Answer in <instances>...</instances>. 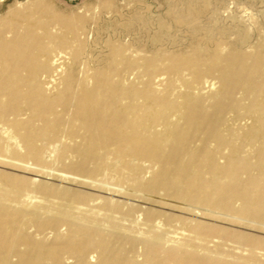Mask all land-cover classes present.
<instances>
[{
    "label": "bare ground",
    "instance_id": "bare-ground-1",
    "mask_svg": "<svg viewBox=\"0 0 264 264\" xmlns=\"http://www.w3.org/2000/svg\"><path fill=\"white\" fill-rule=\"evenodd\" d=\"M174 10L0 13V264H264V40Z\"/></svg>",
    "mask_w": 264,
    "mask_h": 264
},
{
    "label": "rangeland",
    "instance_id": "rangeland-1",
    "mask_svg": "<svg viewBox=\"0 0 264 264\" xmlns=\"http://www.w3.org/2000/svg\"><path fill=\"white\" fill-rule=\"evenodd\" d=\"M30 1L32 0H0V13H6L10 6ZM48 1L61 11L99 14L100 23H105L104 20L108 19L105 15L112 13L111 20H107L111 27L100 35L96 44L90 49L94 56L105 50L104 40L115 26L113 20L115 13H177L175 10L170 12L169 8L180 9L189 5L194 8L192 13H222L223 17L235 14V23L238 19L247 27H251L249 36L252 42H255L258 37L264 40V0H111L110 5H107L105 0Z\"/></svg>",
    "mask_w": 264,
    "mask_h": 264
}]
</instances>
